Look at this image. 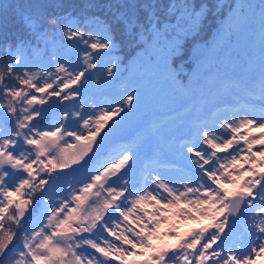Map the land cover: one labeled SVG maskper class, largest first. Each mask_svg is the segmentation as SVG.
I'll return each mask as SVG.
<instances>
[{"label":"snow or ice","instance_id":"1","mask_svg":"<svg viewBox=\"0 0 264 264\" xmlns=\"http://www.w3.org/2000/svg\"><path fill=\"white\" fill-rule=\"evenodd\" d=\"M93 7L105 14L90 12ZM257 22L248 70L258 64V79L252 77L246 105L218 109L192 125V139L180 144L189 166L175 179L149 173L141 184L131 146L103 156L107 138L139 107L140 96L127 84L117 99L94 102L90 111L80 103L76 111H56L51 122L42 123L53 114L49 98L83 95L91 80L86 74L98 63L102 69L108 65L111 80L138 61L154 64L176 92L203 94L211 71L205 67L204 51L212 47L206 30L230 38L243 28L254 30ZM58 37L68 50L57 48L46 63L33 62L31 54L42 47L47 54ZM71 41L82 52V64L73 60ZM115 53L123 59L105 60ZM162 212L204 216L209 223L158 249L152 242L157 226L169 218ZM146 251L147 259H129ZM261 255L264 0L100 6L0 0V264H254Z\"/></svg>","mask_w":264,"mask_h":264},{"label":"trees","instance_id":"2","mask_svg":"<svg viewBox=\"0 0 264 264\" xmlns=\"http://www.w3.org/2000/svg\"><path fill=\"white\" fill-rule=\"evenodd\" d=\"M5 2L12 3V2H15V0H5ZM41 2H53V0H41ZM63 2L68 3V4H77V5L92 4V5L100 6V5H106L109 3L115 4L117 2H126V0H63ZM161 2H167V0H161ZM221 2L222 3H235V0H221ZM245 2H254V0H245ZM89 11L94 12L96 14H100V15L105 14V9L101 7H93ZM225 13H227L226 9H225ZM238 34L239 33H234L230 38L226 37L225 39L226 44L221 49L219 55L216 56L217 59H215V66L219 69V71L212 78L209 76V72L206 73L207 82L204 87L203 94L198 93L195 97H190L188 99V100H192L193 107L201 105V98L203 97H205L211 104H214L215 102L214 99L218 97L227 99L229 96L228 91H234L232 87L235 86L237 83L241 85V87H239V91H241L242 93H247V89L251 86L252 77L258 75V64L255 66V71L250 72L248 70L250 54L253 52V48L256 45L255 44L245 45L244 42H242L241 39L238 37ZM204 35H205V39H207L210 45H212L213 41L214 40L216 41V39L218 38L217 36H215L214 28L211 30H206ZM257 37H258V30L256 34L253 35L252 38L254 40ZM69 43H72L73 49H76L75 41H71ZM78 47L82 49L84 45L80 44ZM57 48L63 54L65 51L68 50V45L60 44L59 37H58L56 46L53 47L50 45L48 47L47 54H45L43 47L40 49L39 52L31 54L33 58V62L46 63L51 58L52 52L56 51ZM207 50L208 49L204 51V56ZM79 53L82 54V52H79ZM38 55H40L39 59L36 58ZM123 55H124L123 53H115V54H112V56L105 57V60L113 58L114 56H119L121 59H123ZM73 60L75 61L74 57H73ZM125 63L127 64L128 61H125ZM193 67L195 66L193 65ZM205 67H208V66L205 65ZM101 69H102L101 67L97 70L95 69V73L93 74H91V70H89V73L86 74V75H91V81H90V85L88 86L87 93L81 96L83 97V100L89 101L90 96H92L93 93H95V90H96L95 82L99 77V73ZM137 70L141 72V74L137 75V81L140 82L139 85H141V81L146 82L147 80L146 77L153 76L154 78L153 84L147 88L148 89L147 91H152V94L150 95L149 100L144 98V96L140 97L139 107L136 108L137 110H139L138 112L143 111L146 121L142 123L141 126L143 127H141V130L139 131L135 139H132L130 142L127 141V142L116 143L108 147L106 150L103 151V156L107 158V157L115 155V153L119 151V149H122L123 147H126V146L133 147L134 151L138 155L137 164L135 166L136 167L135 175H136V178H140L141 175L143 174L144 159L147 158L148 155L152 153L153 148H154V137L151 138L150 134L152 136L157 135L159 137H161L160 135H163L162 131L160 132L157 131V133L155 134V131H153L154 128H150L149 130L148 125L146 124L151 121H156V125H157V123L160 121V124L163 123L162 124L163 126L165 125L168 126L166 130H168L171 127L173 120L167 119L164 117V112H163L164 107L162 104H158V103H161L160 100H163V98H166V95L163 93L174 90L175 86L170 83V88H167L168 85L164 83V78L160 75V72L158 71V73L156 74L152 72V65L150 64L144 63L142 61H138L135 65H130L128 69L130 75L136 74ZM185 71H188V69H185ZM126 72H123L122 75H124ZM142 76L143 78L141 80ZM138 82H137V85H138ZM112 85H113L112 87L113 90L117 91L118 86L122 85L121 76H119L115 80H112ZM133 88L136 89V86L135 85L130 86L129 90H132ZM159 90L160 91L163 90L162 95H157ZM93 96L95 97V101H92V104L94 102H98L99 100H101L100 95L96 94ZM241 97H244V96H241ZM76 98H79V96ZM188 102L189 101L186 100V103ZM78 108H79V104L76 103L69 110L70 112H72ZM134 111L135 110L133 109L132 114L134 113ZM182 115H184V110L177 113V116L180 119ZM130 116H128V118L126 119L127 121L128 119L131 118ZM52 120H53V116L51 117L49 115L48 121H42V123L51 122ZM188 129L189 127H187V129L185 130H188ZM31 210L32 209H30V211ZM208 223H209V220H207L206 222H203L202 224L193 223L186 227H183L180 230L175 240L169 239L167 237H164V238L162 237L163 239L160 238L156 244L157 248L158 249L170 248L171 246L176 245L179 239L184 238L186 234H188V232L194 230L195 228L199 229ZM148 255L149 254L145 255L141 260L147 259ZM257 262H259L258 264H264V257Z\"/></svg>","mask_w":264,"mask_h":264},{"label":"rangeland","instance_id":"3","mask_svg":"<svg viewBox=\"0 0 264 264\" xmlns=\"http://www.w3.org/2000/svg\"><path fill=\"white\" fill-rule=\"evenodd\" d=\"M258 30V22L256 24V27L254 30H249L247 28H243L241 29L240 32H238V37L241 39L242 42H244L245 45H252L255 44L257 45L258 43V37L255 38L253 40V35L256 34ZM72 51L74 53L73 57L76 59H79L80 63H83V55L80 54L79 52L76 51V49L72 48ZM40 55H38L36 58L39 59ZM95 62V61H93ZM98 66H100V64L98 63ZM107 64L104 65V68L101 69L100 73H99V77L95 82L96 85V91L95 93H93V95L98 94L101 97L105 96L104 100H109V96H114V94H111L112 92V80L110 78L107 77V73H106V68H107ZM55 67V66H53ZM101 67V66H100ZM141 69V68H140ZM152 71H154V73H158L159 69L158 67H156L154 64L152 65ZM141 74V72L139 70H137L136 74L132 75L131 78L128 80L127 85L128 87L130 86H136V91L138 93V95L140 97L146 98L147 100H149L150 95L152 94V91H147L148 87L150 85L153 84L154 78L153 76L151 77H146L147 80L145 81H141V85L140 82L137 81V75ZM61 76H63V74L61 73ZM91 81V80H90ZM90 81L87 85L86 88L82 89L83 93H87L88 91V86L90 85ZM138 82V85H137ZM164 83L167 86V88H170V82H165ZM55 87V85H54ZM73 87H79V85H73ZM122 87L120 86L119 91H118V95L115 96L116 99L119 98V92L121 91ZM232 89H234V91H228V98H222V97H218L215 98L214 101L216 104H220L222 106L221 109L224 108H241L244 107L246 105L247 99H248V94L247 93H242L241 91H239V88L233 86ZM151 90V89H150ZM163 90H159L157 95H162ZM257 95H258V88L256 89ZM166 95V98H163V100H160L161 103L158 104H162L163 105V109H165L163 112L166 113V116H170V112H174L176 114V112L179 111V108L181 107L182 109H184L185 114L184 116L181 118L183 121H180L179 117H171L172 118V125L171 127L166 130L168 128L167 125L165 126H161L160 127H156L153 131H155V134L157 133V131H162L163 135H160L161 138L164 140V144L169 145L171 151L166 153V158L163 159V156H159L158 157V162L157 164H153L151 161H148V163L145 165V173L143 178H137L140 180L141 184L144 182V178L145 177H149V173H151L152 176L157 175V174H161V175H165V176H169L173 179L179 177L180 175H183L187 172L188 166H189V161L186 159V154L181 150L180 148V144L188 139H192L191 135H189L191 128L189 131H183L184 128L187 124L186 121H188L187 123L189 124V120H194L195 118H199V117H211L210 115H208L207 111L211 108V105H205L203 107H199V109H197L198 107L193 108V106L190 108V106L192 105V100H190L191 102L186 103L185 101L187 100V97L184 96L181 93H178L174 90L170 91V92H166L163 93ZM92 95V96H93ZM244 96V97H241ZM49 100L51 101V108L53 109V111H61V110H65L64 107L67 106V100H62L60 98L57 97H50ZM203 99L201 98V101ZM188 101V100H187ZM82 103H85L87 105V102L83 101ZM140 104V101L138 102ZM91 106V105H89ZM101 106H106V105H101ZM146 106V105H145ZM38 107H43V106H38ZM159 107V106H158ZM60 108V109H59ZM160 108V107H159ZM59 109V110H58ZM135 111L134 113L130 116L131 118L128 119V121L124 120L122 123L118 124L116 126V130L113 132V134H117V133H123L126 131H130L133 127H140L142 125L143 122H145V115L142 112H138L139 110H137L136 108H133ZM187 109H190V111H187ZM88 110H91V107L88 108ZM207 113V114H206ZM61 118H62V112H61ZM204 118H200V120H203ZM114 119L118 120V117H115ZM112 122L109 121V124H111ZM188 126V125H187ZM191 127V125H190ZM128 128V129H127ZM258 131V130H255ZM112 134V135H113ZM181 134V135H180ZM184 136L183 140H180L181 136ZM180 136V137H179ZM179 137V138H178ZM179 141L177 143L176 141ZM175 139V140H173ZM176 141V142H175ZM122 149H119V151H117L115 153V155L111 156L114 157L116 155L119 154V152ZM255 150H258V147ZM176 152L177 153V158L172 156V153ZM187 155H191V154H187ZM221 155H223V153H221ZM153 169H155L156 171H152ZM187 182V181H184ZM179 186V185H177ZM183 190V189H181ZM159 198V197H158ZM145 207L148 208L149 213L151 214L154 209L152 208L151 205H145ZM189 207L191 208V206L189 205ZM160 215H168L169 218L167 220H162L160 222V224L157 226L158 228V232H157V236L156 238L153 239V243L156 245L158 240L160 238H164L167 237L169 239L175 240L176 237L178 236L180 230L183 227H186L190 224L193 223H198V224H202L203 222H206L208 219L204 216H198L197 219H190V218H184V217H177L174 215H169L166 212H162L160 213ZM199 226V225H198ZM195 230H197L195 228ZM172 231H175L177 233L176 236L171 235L170 233ZM190 233V232H189ZM162 238V239H163ZM148 252L146 251L145 254L143 256L137 255L135 257H130L129 259H138L141 260L145 255H147ZM261 257H264V255H261L259 257L255 258L254 264H258L259 259ZM257 262V263H256ZM114 264H118V262H114Z\"/></svg>","mask_w":264,"mask_h":264},{"label":"water","instance_id":"4","mask_svg":"<svg viewBox=\"0 0 264 264\" xmlns=\"http://www.w3.org/2000/svg\"><path fill=\"white\" fill-rule=\"evenodd\" d=\"M136 130V127H133L130 131H126V132H123V133H117V134H113V135H110L108 138H107V141H106V144H105V148H107L108 146L116 143V142H119L125 138H128L130 137ZM239 226V225H238Z\"/></svg>","mask_w":264,"mask_h":264}]
</instances>
